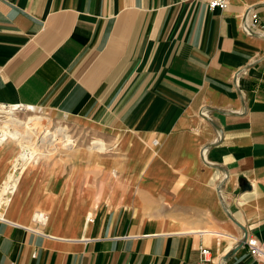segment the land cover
Listing matches in <instances>:
<instances>
[{"label":"crops","instance_id":"crops-1","mask_svg":"<svg viewBox=\"0 0 264 264\" xmlns=\"http://www.w3.org/2000/svg\"><path fill=\"white\" fill-rule=\"evenodd\" d=\"M252 12L264 23V0H0V106L96 137L23 168L0 206V264H264L246 244L264 248ZM16 155L0 148V196Z\"/></svg>","mask_w":264,"mask_h":264},{"label":"bare ground","instance_id":"bare-ground-1","mask_svg":"<svg viewBox=\"0 0 264 264\" xmlns=\"http://www.w3.org/2000/svg\"><path fill=\"white\" fill-rule=\"evenodd\" d=\"M1 107L8 108L6 109V112L8 111L9 113H4L5 115L3 113L0 114V116H3V120L0 119L2 120L0 121V146L8 140L11 141V139L21 141L20 151L18 152V155L14 159V162L12 164V166H14L13 170L10 173L11 175H9L8 182H6L7 185L5 190L3 191V193H1L0 196V206L4 207L7 205V200L9 199L11 193H13L15 187L18 185V182L20 181L22 176V163L19 158H22L24 163L32 159L34 152L38 150L37 144L39 142L50 144L51 147L57 149H60L61 147L71 146V143H64L61 144V146H57V144L60 143V136L66 131V126L59 123L55 127V129L51 131L43 130V121L48 118L46 115H31L27 123H24L15 114V111H17V109L19 108L34 109L32 106H21L19 104H13L8 107L5 105H1ZM4 108H1L0 112H5Z\"/></svg>","mask_w":264,"mask_h":264},{"label":"rangeland","instance_id":"rangeland-1","mask_svg":"<svg viewBox=\"0 0 264 264\" xmlns=\"http://www.w3.org/2000/svg\"><path fill=\"white\" fill-rule=\"evenodd\" d=\"M5 106L8 107L10 105H5ZM1 108H4V107L0 106V109ZM6 109H8V108H4L5 112H0V114L9 113L8 111L6 112ZM15 114L24 123H27V121L29 120L31 115L32 116L35 115V114L46 115L48 118L43 121V127H42V129L45 130V131H48V130L51 131V130L55 129V127L59 123L65 125L66 126V131L62 134L63 136L62 135L60 136V138H61L60 139V143L57 144V146H61V144H64V143H71V146H68L69 148L70 147H72V148L76 147L79 144H86V146H88L90 144V142L93 140V138H96V137H91L90 138V136L88 135V134H90L88 129H84L80 125L72 124L73 122H71V124H70V122L62 121V118H60L59 116L51 115L45 109H40L39 110L38 108H36V109L33 110V109H30V108H19V109H17V111H15ZM2 118H3V116H0V119H2ZM2 120H0V121H2ZM82 142H84V143H82ZM13 143L16 146V153L18 155V152L20 151V143H21V141L12 140V139H11V141L8 140L3 145H1L0 148L1 147H6V146H10V145L14 146ZM91 147H95V145L93 144ZM66 148L67 147H61L60 149H57V148L51 147L50 144H44L42 142H39L37 144V149L38 150H36L34 152V155H33L32 159H30L29 161L24 163L23 159L19 158V160H21V163H22L21 169L23 170V168H24V170H25L26 167H28L27 168V170H28L36 162L41 163L42 161H45L48 164L49 162L55 161L56 159L61 160L62 154L66 153V151H65ZM13 167L14 166H12L11 171L13 170ZM9 175H11V174H9ZM6 182H8V179L6 180ZM91 182H92L93 186L97 185V182H98V175L97 174H91ZM6 185L7 184H5L3 191L5 190ZM93 190L96 191L97 189H93ZM89 214L92 215V212H90Z\"/></svg>","mask_w":264,"mask_h":264},{"label":"built area","instance_id":"built-area-1","mask_svg":"<svg viewBox=\"0 0 264 264\" xmlns=\"http://www.w3.org/2000/svg\"><path fill=\"white\" fill-rule=\"evenodd\" d=\"M179 2H186V1H190V0H178ZM208 3V6L210 8H221L224 9L228 6V4L230 3L231 0H206ZM252 20L249 22H245L244 24V28L248 31V32H252L254 31V29L256 27H260L262 31H264V23H261L260 21V17L257 14V12H252ZM0 212H1V208H0ZM1 215V213H0ZM33 221L36 224V226L38 225H46L49 221V214L44 211V210H36L33 213ZM32 230L39 232L40 230L36 228H32ZM246 244L249 248L250 253L253 256L259 257L264 261V248L261 246V244L259 243L258 239L254 236L248 237L246 239ZM203 253H207L208 249L207 248H203L202 249Z\"/></svg>","mask_w":264,"mask_h":264},{"label":"water","instance_id":"water-1","mask_svg":"<svg viewBox=\"0 0 264 264\" xmlns=\"http://www.w3.org/2000/svg\"><path fill=\"white\" fill-rule=\"evenodd\" d=\"M246 183H247L246 181H242L241 185L245 186Z\"/></svg>","mask_w":264,"mask_h":264}]
</instances>
